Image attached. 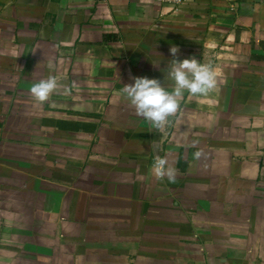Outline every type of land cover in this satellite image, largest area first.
<instances>
[{"label": "crops", "instance_id": "obj_1", "mask_svg": "<svg viewBox=\"0 0 264 264\" xmlns=\"http://www.w3.org/2000/svg\"><path fill=\"white\" fill-rule=\"evenodd\" d=\"M185 58L157 128L124 85ZM0 264H264V0H0Z\"/></svg>", "mask_w": 264, "mask_h": 264}, {"label": "clouds", "instance_id": "obj_2", "mask_svg": "<svg viewBox=\"0 0 264 264\" xmlns=\"http://www.w3.org/2000/svg\"><path fill=\"white\" fill-rule=\"evenodd\" d=\"M170 52L176 56L178 48L171 47ZM169 76L175 83L171 90H165L161 81L146 76L133 77V83L125 84L123 92L134 106L137 115L160 128L167 118L177 112L178 100L186 91L192 96L203 95L216 86L215 76L208 66L198 63L195 58L173 59ZM55 78L40 80L33 84L30 92L39 102H45L56 90ZM171 178V177H170Z\"/></svg>", "mask_w": 264, "mask_h": 264}, {"label": "built area", "instance_id": "obj_3", "mask_svg": "<svg viewBox=\"0 0 264 264\" xmlns=\"http://www.w3.org/2000/svg\"><path fill=\"white\" fill-rule=\"evenodd\" d=\"M149 1H155V2H159V3H168V2H179L180 0H149Z\"/></svg>", "mask_w": 264, "mask_h": 264}]
</instances>
